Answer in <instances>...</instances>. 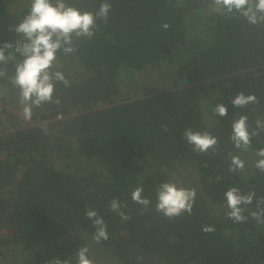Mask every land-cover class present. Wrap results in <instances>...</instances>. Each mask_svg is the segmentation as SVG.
Masks as SVG:
<instances>
[{
  "label": "trees",
  "instance_id": "trees-1",
  "mask_svg": "<svg viewBox=\"0 0 264 264\" xmlns=\"http://www.w3.org/2000/svg\"><path fill=\"white\" fill-rule=\"evenodd\" d=\"M67 2L95 12L105 0ZM107 2L108 22L97 21L94 37H74L77 51L58 53L57 70L70 82L56 85L59 105L34 108L24 120L9 82L21 57L0 64V264L55 257L77 264L84 246L94 264H264V224L233 223L224 207L233 186L264 196V172L255 167L264 159L256 155L264 148V128L256 126L264 125V23L219 15L212 0ZM30 6L0 0V46L21 38L8 28ZM240 92L259 103L233 106ZM220 103L224 117L212 112ZM241 115L249 133L258 132L246 150L230 139ZM187 128L207 131L217 145L192 152L182 139ZM234 155L245 167L233 173ZM162 182L196 190L191 215L168 219L155 211ZM139 185L151 200L143 213L131 199ZM113 198L130 219L109 210ZM86 207L103 217L107 241L93 239ZM254 210L255 199L244 214Z\"/></svg>",
  "mask_w": 264,
  "mask_h": 264
},
{
  "label": "clouds",
  "instance_id": "clouds-1",
  "mask_svg": "<svg viewBox=\"0 0 264 264\" xmlns=\"http://www.w3.org/2000/svg\"><path fill=\"white\" fill-rule=\"evenodd\" d=\"M211 10L219 15L238 13L251 25L264 23V0H212L209 5ZM112 5L105 0L95 12L82 11L71 5L67 0H31L28 13L15 25H10L9 32H14L20 39L14 42H4L0 46V64H7L16 60L17 54L21 59L16 60L14 74L9 77V82L18 91L19 104L22 107L23 119L31 120L34 108H42L45 104H60V99L55 95L56 85L62 83L68 87L70 82L62 71L57 70L58 53L65 55L77 51L74 37L92 39L97 30V21L108 22ZM168 29L167 23L163 24ZM7 51V55H6ZM6 75V70L0 69V77ZM227 86V85H226ZM237 108L247 107L249 104L259 103L254 94L245 95L238 93L230 100ZM212 112L221 117L227 115V107L220 103L212 108ZM247 116L241 115L232 123V140L238 149L246 150L251 143V136L258 135L257 131L251 134L248 131ZM257 129L264 128L259 120L256 122ZM47 134V129H44ZM182 139L192 146L194 153H207L217 145V138L207 131H193L191 128L184 130ZM258 157H264V148L256 153ZM245 162L239 156L231 157L229 172L243 170ZM255 167L264 172V159H258ZM218 180L220 177L217 178ZM142 185L137 186L131 193L133 203L141 205V212L146 211L151 200L142 196ZM194 188H185L177 183L162 182L157 188L155 211L168 219H175L183 214H192L196 199ZM226 209L225 216L233 223H243L249 218L259 224H264V196H256L254 190L246 194L238 187H230L225 193ZM256 201V210L245 215L247 206ZM127 207L118 199L113 198L109 202V210L116 213L123 220L130 219L122 208ZM85 216L92 221L95 229L93 239L100 243L107 241L109 236L107 225L98 212L91 207L85 208ZM205 233L215 231L214 226H203ZM89 248L81 247L76 253L77 264H94V260L88 255ZM48 264H69L55 257Z\"/></svg>",
  "mask_w": 264,
  "mask_h": 264
},
{
  "label": "built area",
  "instance_id": "built-area-1",
  "mask_svg": "<svg viewBox=\"0 0 264 264\" xmlns=\"http://www.w3.org/2000/svg\"><path fill=\"white\" fill-rule=\"evenodd\" d=\"M59 118H60V116H59ZM57 119H58V117H57Z\"/></svg>",
  "mask_w": 264,
  "mask_h": 264
}]
</instances>
